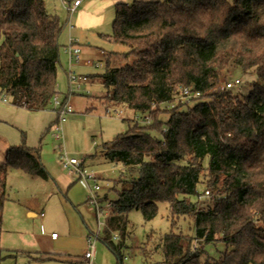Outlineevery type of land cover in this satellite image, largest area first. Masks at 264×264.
Returning a JSON list of instances; mask_svg holds the SVG:
<instances>
[{
	"label": "trees",
	"instance_id": "16d2710c",
	"mask_svg": "<svg viewBox=\"0 0 264 264\" xmlns=\"http://www.w3.org/2000/svg\"><path fill=\"white\" fill-rule=\"evenodd\" d=\"M62 28L44 0H0V93L13 105L40 111L57 93ZM104 37L127 50L124 63L108 62L89 75L105 88L98 99L107 108L148 113L151 121H135L102 145L106 161L136 172L113 181L116 197L100 237L115 264H123L128 213L139 209L150 220L159 201L171 215L170 230L154 247L161 263L264 264V0L117 2ZM230 67L255 74L247 94L213 90ZM178 87L199 93L191 99H209L179 101L162 122L160 105L173 103ZM10 169L50 177L38 148L24 138L9 146L0 160V218ZM202 182L211 191L206 206L189 199ZM179 217L192 220V235L177 229ZM217 242L225 250L208 254L205 245Z\"/></svg>",
	"mask_w": 264,
	"mask_h": 264
},
{
	"label": "rangeland",
	"instance_id": "374dc122",
	"mask_svg": "<svg viewBox=\"0 0 264 264\" xmlns=\"http://www.w3.org/2000/svg\"><path fill=\"white\" fill-rule=\"evenodd\" d=\"M68 1L72 2V0H44L48 13L57 15L63 25L59 37L61 47L56 74L58 92L56 95L60 101L68 96L73 110L64 115V120L61 122V137L56 138L57 113L53 99L43 110L31 111L10 104L8 100L3 101L4 95L0 93V160L3 159L8 145H19L24 138L26 145L39 149L42 163L50 176L48 179H43L16 169L8 171L7 199L0 218V264H115V256L100 237L103 235L109 200L116 197L113 181L122 174L126 177L135 176L136 172H127L126 168H121L120 163L106 161L101 154L102 145L113 140L117 135L126 133L135 121L142 126L150 124L151 121L145 119L148 113L135 112L122 107H105L98 99L105 93V88L96 81L87 82L79 89L73 88L68 95L69 64L63 45L69 36L76 39L82 47L90 46L93 50L101 47L107 52L115 53L111 66L124 63L123 52L127 50L125 45L108 39V41L99 39V34L111 33L115 3L108 4L105 8L100 25L82 30L73 26L77 12H68L65 6ZM119 1L130 3L133 0H116ZM69 24L73 29L69 28ZM104 69L103 65L95 67L80 62L74 63L71 67L74 72L83 74L102 73ZM236 78L240 82L234 84L229 91L232 94H247L255 80V74L245 73L238 67H230L213 90H223L225 82ZM192 96L189 94L181 97V93H178L173 103H162L159 120L166 122L169 116L167 111L179 101L191 106L199 99H209V95H203L199 99H191ZM182 109L186 110L187 106H183ZM151 134L161 137V132L158 130H152ZM64 151L68 157L77 158L86 173L99 178L100 189L97 191V196L102 199L100 205L103 206L105 213L102 216L97 217L94 208L86 202L94 182L91 179L80 178L74 172V168L71 170V167L62 166L60 155ZM185 161L183 159L180 163L183 164ZM206 162L205 158L204 163ZM206 190L205 183H200L198 196H189V199L198 206L208 205L211 191L206 193ZM28 208L37 214L42 211L43 216H28ZM128 221L129 233L122 250L123 264H163L161 254L154 251V247L159 238L171 228L169 205L159 201L157 214L150 220H145L139 209H133L128 213ZM98 228L99 237L96 241L98 259L88 261L83 258L85 246L84 244L81 246V238L87 236L90 231L96 232ZM178 228L186 234L194 233L192 220L187 217L178 218ZM52 231L66 239V245L61 250H67L66 254L74 257V260H33V257L41 256L42 251H49L46 241H49ZM115 235L113 240L117 239V234ZM194 244L199 246L202 243L194 240ZM204 249L208 254L214 255L216 252L224 251L225 244L223 242L206 244ZM142 250L147 252L148 257H143ZM59 257L64 258L65 255Z\"/></svg>",
	"mask_w": 264,
	"mask_h": 264
},
{
	"label": "built area",
	"instance_id": "2783aa9c",
	"mask_svg": "<svg viewBox=\"0 0 264 264\" xmlns=\"http://www.w3.org/2000/svg\"><path fill=\"white\" fill-rule=\"evenodd\" d=\"M79 3H80V0H74L73 2L66 3L65 6H66V9L68 10V12L72 13ZM66 52L68 54L69 64H70L69 65V71L67 73L68 84H69L68 95H70L71 90L73 88L79 89L82 86V84L88 80V76H86L85 74H78V73L74 72L73 70H71V66L74 63L81 62L80 47L78 45H76L75 39L71 38L69 40V43L66 46ZM84 63L87 65L95 66V67L101 66V64L99 62H94L90 59L86 60ZM239 82H240V80L238 78H236L234 80L227 81L223 84V89H230L233 87L234 84H237ZM178 93H181V97H183L185 95H189V94H192L193 95L192 97L199 95L198 92H192L189 87H178L177 94ZM52 99H53V102L55 104V110L57 113V120L55 123L56 138H60L62 135L61 134V130H62L61 122L64 120L65 113L71 112L73 110V106H72L71 102H69L68 96L63 101H60L57 98V95L55 94L52 97ZM2 100L7 101L8 98L6 96H3ZM145 119L147 121H149L148 116H146ZM60 162H61L62 166L65 168L71 167V170H73L72 168H74V172L76 174H78L80 178L91 179L94 182L93 186H92L93 189L89 191V195L86 199V202L94 208L97 217H100L103 214H105L104 208L102 205H100V201H99L98 196H97V191L100 189V186L97 182V177H95L91 173H86V171L83 168H81L80 162L78 161V159L75 157H68L67 153L65 151L60 155ZM206 193H208V191H206ZM106 206H107V204H106ZM40 215H42V213ZM98 224H99V222H98ZM57 236L58 235L56 232L51 233V238H56ZM98 237H99V228L97 229L96 232L90 233L86 236L85 250L83 253L84 259H86L88 261H93L95 259L96 241H97ZM113 237H116V235L114 234Z\"/></svg>",
	"mask_w": 264,
	"mask_h": 264
},
{
	"label": "crops",
	"instance_id": "0c3cea01",
	"mask_svg": "<svg viewBox=\"0 0 264 264\" xmlns=\"http://www.w3.org/2000/svg\"><path fill=\"white\" fill-rule=\"evenodd\" d=\"M73 1L74 0H72V2ZM119 2H121V1H119ZM67 3H70V1H68ZM112 3H115L116 4L117 2H116V0H84V2H83V0H80V3L74 9V12L75 11L77 12V15L75 17V22L73 23L74 28H75V26H77L76 28H79V29H82V30H87L90 27H96V26L100 25L103 11L108 6V4H112ZM69 18H68V22H69ZM73 26L71 24H69V28L70 29H73L72 28ZM105 35H107V34H99V39H101L102 41H108L104 37ZM71 38L72 37L69 36L68 40L63 45V49H64L63 51L66 54H67V52H66V46L69 43V40ZM75 43H76V45H78L80 47V55H81V62L80 63L81 64H85L84 62L86 60L90 59V60H92L94 62H99L101 64V66L103 65L105 67L106 63L109 62V64H111L112 59L116 55L115 53L112 54L111 52H107L104 48H101V47H96V50H93L90 46L82 47L81 44L78 43V41L76 39H75ZM67 57H68V54H67ZM68 64H69V57H68ZM78 74H83V73H78ZM85 75L88 76V80L85 81L83 84H85L87 82H94L93 80H91L89 78V75L90 74H85ZM8 101H9V99H8ZM10 104H12V103H10ZM18 107H21V108L26 109L25 107H22V106H18ZM9 146H11V145H8L7 148ZM6 149H5V151H6ZM121 168L123 169V166H121ZM98 180H99V178H97V182H98ZM41 213H42V215H40ZM27 215L28 216H32V217H35L37 215L38 216H43V212L41 211L39 214H37V213L33 212L31 210V208H28ZM52 232H54V231H52ZM93 232L90 231L89 234L90 233H93ZM83 237L81 238V240H82L81 246H83V244L85 246L86 236L84 237V240H83ZM46 242H48L46 244L49 245V248H50L49 251H42L41 252L42 253L41 256L33 257V260L34 259L35 260H50V259L51 260H74V257H71L70 255H67L66 254V251L67 250H65V249L63 251L61 250L66 245L65 244L66 239L64 237H60L58 235L56 238H51V235H50L49 241L47 240ZM83 253H84V251H83ZM59 255L60 256L61 255H65V257L64 258L63 257H59ZM37 257L39 259H36ZM95 258H96V260L98 259L97 249H96V256H95Z\"/></svg>",
	"mask_w": 264,
	"mask_h": 264
}]
</instances>
